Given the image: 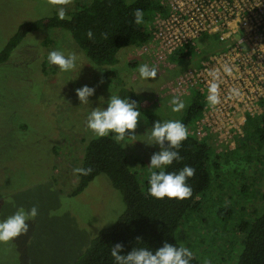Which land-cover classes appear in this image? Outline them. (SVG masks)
Wrapping results in <instances>:
<instances>
[{"label": "rangeland", "instance_id": "374dc122", "mask_svg": "<svg viewBox=\"0 0 264 264\" xmlns=\"http://www.w3.org/2000/svg\"><path fill=\"white\" fill-rule=\"evenodd\" d=\"M84 1L87 0H67L60 4L53 0H0V5L19 12L17 18L24 20L45 16L60 7L73 9ZM3 19L4 16L0 23ZM45 39L49 41L43 44ZM24 40L7 62V68H0V220L21 207H36L37 215L29 221L26 234L0 242V264H55L57 254L62 255L59 264H65L82 253L80 248L86 243L90 230L94 231V237L111 225L124 209L122 195L104 174L97 175L77 195H68L77 183L74 169L81 164L85 143L95 136L87 128L88 114L92 108L106 107L110 95L131 98L129 92L132 91L142 107L160 113L163 121L178 120L183 109L173 111L170 103L173 97L161 87L178 74L196 67L198 61L190 58L173 64L171 69L161 70L127 46L117 52V65L104 67L92 63L65 30L33 31ZM56 50L66 56H76L73 70L62 72L48 62V54ZM27 63L31 66L27 67ZM143 64L155 67L156 77L141 78L138 69ZM21 65L23 70L18 69ZM109 68L114 69L116 75L103 80L102 74ZM85 84L95 87L96 92L89 103L80 104L75 89ZM180 99L187 104V97ZM142 117L132 133L135 136L118 141L125 149L131 170L139 172L141 185L151 171L148 168L151 155L159 151L158 146L144 143L151 130ZM20 122L29 124L26 132L17 131ZM248 152L252 155L250 160L242 153L223 162L224 175L232 170L244 174V178L234 174L221 188L208 192L204 211L208 225L212 226L213 222L235 225L236 220L243 219L235 220L238 213L264 203L260 196L264 191V171L260 170L264 146L249 148ZM231 181L236 182V188ZM251 193L256 196L252 198ZM218 209H224L225 217L228 216L225 221L214 218ZM186 223L185 231H189L191 222ZM208 230L202 225L199 231H192L191 244L206 249L202 242H211ZM185 238L183 235L182 239ZM214 238L215 244L222 242L219 236L216 239L214 235ZM226 254H229L228 248ZM214 264L223 263L215 260Z\"/></svg>", "mask_w": 264, "mask_h": 264}, {"label": "trees", "instance_id": "16d2710c", "mask_svg": "<svg viewBox=\"0 0 264 264\" xmlns=\"http://www.w3.org/2000/svg\"><path fill=\"white\" fill-rule=\"evenodd\" d=\"M137 8L142 9L145 14L144 23L141 25L134 23L133 13ZM8 9L0 5V18L4 16L3 22L0 23V32L3 33H0V68L4 66L7 68V62L30 32L53 29L67 31L92 63L104 67L115 66L119 60L117 52L121 48L131 46L135 53L143 44L149 42L154 15L157 12H164L158 0H87L73 9H67L64 20L58 18L57 10L45 16L19 20L17 18L19 12ZM9 14L11 17L7 16ZM89 31L92 32L91 38L88 37ZM47 41L49 40L45 39L43 44ZM199 44L200 53H196L190 46L181 47L170 56V61L178 65L194 58L199 64L201 59L223 43L216 35H205ZM27 64V67L31 66ZM18 69L23 70V66ZM115 75L114 69H105L102 79L108 80ZM131 92H129L131 99L137 101L136 96ZM187 98V104L178 119L186 125L189 132L188 138L178 149L183 159L179 162L174 161L167 171H178L186 165L195 169L194 176L187 181L192 188L191 197L178 200L156 199L150 196L147 183L149 176L141 185L139 172L131 170L125 149L114 135L91 137L85 143L82 161L78 167L90 168L91 172L88 175L77 173V183L68 195H77L97 175L104 174L113 188L122 195L124 209L111 225L98 231L94 237V231L90 230L86 243L80 248L83 249L82 253L65 264H115L110 253L111 246L116 243L123 244L122 254H127L133 247L148 246L155 250L164 242L189 247L193 252L191 264H205V261L214 264L215 260L223 264H264V203L258 208L254 207L238 213L235 220L238 217L243 219L239 222L236 220L235 225L230 226L219 222L216 224L213 222L212 226L208 225L204 212L207 208L205 203L208 192L221 188L227 183V178L234 174H238L240 179L244 178V174L232 170L229 175H224L223 162H229L231 158L241 156L242 153L246 154L245 159L250 160L252 155L248 152L249 148L260 149L264 146V109L260 115L247 117L244 123L245 137L238 138L233 148L226 146L217 151V146L210 136L198 138L197 135L190 133L201 114L204 95L193 89ZM138 104L150 130L155 122H163L160 113L142 107L140 99ZM17 126V131L26 132L29 124L20 122ZM260 163L263 164L260 170L264 171V161ZM231 182L236 188V182ZM247 190H249L248 186L246 192ZM250 196L254 198L256 195L251 193ZM260 196L264 202V191L260 192ZM224 213V209H218L214 218L227 219L228 216L225 217ZM229 214L231 218V212ZM188 221L191 225L187 228L189 231H185ZM202 225L209 228L211 242L203 241V247L205 246L206 249L201 250L200 247L191 244L193 242L189 240V234L192 235V231H199ZM198 226L200 227L197 229ZM183 235L185 239H182ZM214 235L216 239L218 236L222 238V242L217 241L215 244ZM137 237L141 238L139 242ZM190 239L193 240L192 236ZM61 256L55 255L54 259L58 261L53 263L59 264Z\"/></svg>", "mask_w": 264, "mask_h": 264}, {"label": "built area", "instance_id": "2783aa9c", "mask_svg": "<svg viewBox=\"0 0 264 264\" xmlns=\"http://www.w3.org/2000/svg\"><path fill=\"white\" fill-rule=\"evenodd\" d=\"M164 12L154 15L150 40L137 49L161 70L171 69L170 56L181 47L201 52L205 35L223 43L196 67L175 76L161 89L172 97H188L193 89L204 95V105L190 133L210 136L216 146L234 147L244 136L247 117L264 109V0H158ZM227 65L231 74L224 72ZM221 103L209 106L207 89L213 76ZM232 89L240 95L234 96Z\"/></svg>", "mask_w": 264, "mask_h": 264}, {"label": "clouds", "instance_id": "9594fccd", "mask_svg": "<svg viewBox=\"0 0 264 264\" xmlns=\"http://www.w3.org/2000/svg\"><path fill=\"white\" fill-rule=\"evenodd\" d=\"M55 3L65 4L67 0H53ZM144 11L137 8L134 13V23L141 25L144 23ZM59 19L66 18V10L60 7L57 11ZM88 37H92V32H88ZM48 62L58 66L59 71L68 72L76 66L75 55H65L62 51L56 50L48 54ZM141 78H154L157 69L143 64L138 69ZM232 69L225 65L224 72L231 74ZM96 92L95 87L85 84L75 89V95L81 103L87 104L89 98ZM206 97L209 106H216L221 103L220 86L213 76L209 83ZM232 95L239 96L238 89L231 90ZM101 99V98H100ZM172 110L179 112L185 108V101L179 97H173L170 101ZM106 107L92 108L87 117V128L96 137H106L110 134L115 136L117 141H126L127 138L135 136L132 134L137 127L138 120L143 118L136 100L130 97L121 98L118 95H110L106 101ZM189 132L181 121L167 120L157 121L152 125L148 139L144 142L147 146L156 145L159 151L154 152L150 157L148 168L151 170L147 181L148 194L156 199H178L184 200L191 197L192 188L187 183L193 177L195 169L191 166H184L178 171H167L174 161L179 162L183 158L178 149L181 143L188 138ZM75 173L88 175L91 169L75 168ZM37 215V208H18L17 211L7 218L0 220V242H9L29 230V221ZM137 237V241H140ZM124 245L116 243L111 246V257L115 264H191L193 252L189 247L180 246L164 242L155 250L148 246L133 247L127 254H122ZM208 264V261H205Z\"/></svg>", "mask_w": 264, "mask_h": 264}]
</instances>
